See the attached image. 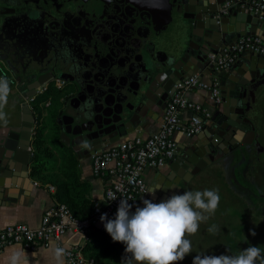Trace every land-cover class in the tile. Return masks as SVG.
<instances>
[{"label":"water","instance_id":"water-1","mask_svg":"<svg viewBox=\"0 0 264 264\" xmlns=\"http://www.w3.org/2000/svg\"><path fill=\"white\" fill-rule=\"evenodd\" d=\"M164 1L169 6L177 8L178 28L182 35L188 36L190 40L193 37L198 38L197 48L188 45L187 49H183L182 44L179 45L171 54L172 56L164 54V58L168 59L169 63H166L165 60L159 61L153 56L149 62L144 63V71L141 73L140 78L135 81L136 87L130 89L134 91L131 92L132 94H127V96L121 98L117 97L113 100L108 97L103 99L89 98L85 103V107L77 114L75 119L72 122L70 120L71 123L68 125L64 124L67 127L63 128L61 139L72 151L76 152V147L81 146L82 149L89 150L92 155L103 147L122 139V137L124 138L127 134L135 133L137 136L143 137L144 128L153 122L150 111L155 107H160L163 101L161 94L170 91L174 84L196 74L214 76L219 79L218 83H220V79H226L229 84L222 85L220 89L221 96L224 101L227 98L233 99L232 114L235 117L227 115V120L223 125L218 128L213 125V132H219L218 134L225 140L226 147L229 148L223 150L219 147L221 141L217 137L218 135H214V133H210L207 142H203L200 146L197 145V142H194L193 145L189 146L190 149H194V157H191V155L184 159L181 158L179 161L177 158L180 157L177 156L174 159V163L185 170L184 174L191 178L219 158H222L230 149L236 148L240 144H250L257 138L254 126L247 118V114L255 101V89L249 85L252 81H233L229 76V70L232 68L215 71L209 63V58L218 53L220 48H224L227 42H235L239 37L245 36V34H239L237 30H229L227 25L247 22L260 28L261 23H264V21H260L247 10L235 8L226 10L225 3L230 0ZM10 5L11 0H0V60L8 62L11 71L18 76L20 85L32 83L34 85L31 88L35 90L42 85L41 77L37 76L42 74L43 70H39L38 67L40 66L34 64L33 55L31 54L32 47L25 39L24 34L27 27L30 30L35 29L36 19L33 13L27 14L19 11L20 5H15V9H11ZM14 22L17 23L16 28L11 26ZM195 29H202V33H195ZM183 43L185 44V42ZM179 50L180 52L177 54L176 51ZM23 60L27 61L26 65L22 64ZM252 61L263 63L262 69L264 70V58L255 55ZM48 83L51 85L53 81ZM26 89L29 90L30 87L28 86ZM34 95L35 93L31 94L29 98L23 99L29 100ZM150 95L154 96L153 100H151ZM149 101H152L151 104ZM22 112L28 117L22 119L19 127L11 129L14 134L12 138L17 142V145L11 157L0 161L1 177L7 175V172L10 171L26 172L28 165L34 160L32 143L37 136L33 125L35 119L31 117L32 111L28 105H24ZM65 118L63 116L62 120ZM246 126L249 127L248 141L242 139L241 143H235L233 135L230 139L228 138L231 129L245 134L247 132ZM218 129H221V131H216ZM256 147L257 153H260L262 148L259 143L256 144ZM217 151L221 152L217 153ZM178 170V168H173L177 178L175 181L172 180L171 183L175 186L179 185L184 176ZM166 185L168 186L167 183ZM170 187L172 186L170 185ZM166 193L167 190L164 189L162 194ZM177 264L180 263L177 262Z\"/></svg>","mask_w":264,"mask_h":264},{"label":"flooded vegetation","instance_id":"flooded-vegetation-1","mask_svg":"<svg viewBox=\"0 0 264 264\" xmlns=\"http://www.w3.org/2000/svg\"><path fill=\"white\" fill-rule=\"evenodd\" d=\"M15 5L21 6L19 11L22 13H33L36 19L35 29L27 27L29 31L26 29L24 36L32 47L34 64L43 70L37 77H41L42 84L53 81L51 85L48 83V87L60 93L56 106L50 102L44 106L46 110L54 108L55 117L47 120L48 115L40 119L37 114H31L35 119L34 128L38 133L46 122L54 123L64 145L61 139L62 130L67 127L64 124L68 125L75 119L89 98L108 97L113 100L132 94L134 91L130 89L136 87L135 81L144 71V63L153 56L169 63L164 58L162 44L165 34L178 27L179 23L177 8L169 6L164 0H11L9 7L15 9ZM11 26L16 28L17 23ZM184 42L183 49H187L191 40L187 37ZM176 52L178 54L180 50ZM0 62L6 74L15 75L8 62ZM26 62L23 60L22 64L26 65ZM15 77V86L21 92L19 99L29 97L26 93L33 91L31 87L34 84H26L30 87L27 90L28 86L20 85L18 76ZM57 81H61L59 87H55ZM249 81H252L249 85L256 94L264 87V73L254 74ZM172 89L161 94L163 101L159 108L150 111L151 118L152 112L155 114L165 110ZM150 98L153 100L154 96L150 95ZM63 116L66 118L62 120ZM25 117L28 116L23 114L21 123ZM246 127L244 140L248 141L249 127ZM255 135L257 138L248 145L257 153L256 132ZM240 147L230 149L219 162L225 159L227 163L231 162L234 152ZM216 163L218 161L205 169ZM203 171L190 178L182 170L184 176L179 185L168 188L167 193L161 194L156 201L159 203L172 195L182 194Z\"/></svg>","mask_w":264,"mask_h":264},{"label":"built area","instance_id":"built-area-1","mask_svg":"<svg viewBox=\"0 0 264 264\" xmlns=\"http://www.w3.org/2000/svg\"><path fill=\"white\" fill-rule=\"evenodd\" d=\"M225 8L247 10L264 21L263 0H230L225 3ZM244 53L264 58V36L239 37L231 48L212 55L209 63L215 71L227 70ZM0 76L8 78L1 63ZM60 84L61 81H57L55 87ZM190 91L204 92L206 104L189 100L186 94ZM33 100L31 98L29 102ZM221 103L219 85L215 81H206L196 74L174 84L156 133L146 138L127 137L91 155L92 173L104 185L102 201H94L91 217L78 219L65 205H53L43 212L38 228L21 223L2 227L0 253L11 246L34 252L55 242L67 249L66 264H99L84 256L79 241L65 242V236H78L84 244L89 241L91 231L106 232L100 218L106 214L108 219H114L123 198L128 199L131 209L139 207L149 190L145 172L160 170L171 162L176 156L178 136L189 138L203 132L212 119V106ZM113 195L117 197L115 200H112Z\"/></svg>","mask_w":264,"mask_h":264},{"label":"crops","instance_id":"crops-1","mask_svg":"<svg viewBox=\"0 0 264 264\" xmlns=\"http://www.w3.org/2000/svg\"><path fill=\"white\" fill-rule=\"evenodd\" d=\"M227 28L231 31H239V34H245V35H260L264 36V23H261L260 28L257 26H253L251 24H248L247 22H237L235 24L227 25ZM180 34L181 31L177 29ZM195 33H202V29H195ZM188 36H181L182 41L184 42L187 40ZM234 39V38H233ZM198 42L197 37H193L191 42L189 43L192 48H197L196 43ZM234 41L227 42V44L224 46V48H220L218 53H222L224 50H228L234 45ZM183 44V43H182ZM183 48V45L181 46ZM217 54V53H216ZM171 55V54H170ZM253 54L250 53H244L237 58L236 62L234 63L232 69L229 70L230 72V79L233 81H246L249 80L254 74L258 73H264V70L262 69L263 63L261 62H253L254 60ZM1 63V62H0ZM1 65H3L1 63ZM191 73V72H189ZM8 81H13V83H9L11 92L8 96V102L4 108V111L7 113V125H4L3 122H0V161L7 160V158L11 157V155L14 154V149L17 145V142L12 138L14 135L11 132V129L17 128L21 124V118L23 117L22 107L24 105H29V107L32 110V113H35V110L33 109V104L29 102L31 98L39 97L45 94V92L51 87H48L49 85L47 83H43L40 87L36 88L32 92H27L26 95L30 96L31 94L35 93L33 97H31L29 100L25 99H19V93L20 88H18L16 85V77L12 73H7ZM199 77L203 78L206 81H215L218 83V78L211 77V76H202L197 74ZM194 76V75H193ZM0 78H2L0 76ZM226 83L229 84V81L226 79H220L219 89H221L222 85L226 86ZM231 83V82H230ZM221 93V91H220ZM25 95V96H26ZM222 95V94H221ZM187 98L193 102L206 104L207 100L205 97L204 92L199 91H190L186 94ZM222 97V96H221ZM29 98V97H27ZM233 99L227 98L225 101L222 99V103L217 106H212V119L210 123L207 124L206 128L203 132L199 133L198 135L194 137H184L182 135L178 136L177 142V152L176 156H179L180 158H177V160L180 161V159H184L187 157H194V149H190L189 146L193 145L194 142H197V145L203 144V142H207L208 137H210V133H214V135H218L217 137L220 139L221 142H219V147H221L223 150L228 149L229 147H226L225 140L222 138L221 135H219L216 132H213L214 128L213 125L216 126V128L220 127L225 123L227 120V115L231 117H235V115L232 114L233 111V105H232ZM46 106V105H45ZM41 108H44V106H41ZM43 109V110H44ZM46 109L43 113V117L46 116L45 114ZM164 112V111H163ZM163 112L153 113V122L148 124L144 128V134L143 137H149L150 135L156 133L159 130L161 118ZM34 115V114H33ZM211 130V131H210ZM216 131H221V129H218ZM246 133V132H245ZM231 135H233V139L235 140V143H241L242 139L245 137L246 134L232 130L230 131V134H228V138L230 139ZM137 136L135 133L127 134L122 137V139L112 143L115 144L127 137ZM109 144V145H112ZM109 145L103 147L102 149L108 147ZM242 144H240L241 146ZM77 151L73 153L76 155L78 162H79V169H80V177L82 180L88 182L91 186V197L94 201H102L103 192H104V185L103 181L101 179L96 178L91 169V152L87 149H82L81 146H77ZM101 149V150H102ZM32 151L34 152V148L32 145ZM99 151V150H98ZM221 151H217V153H220ZM174 158V159H175ZM172 160L171 162L167 163V165L160 169V170H148L145 172L144 177L148 184V188H158V190L155 192V194H147V196L143 199L152 200L154 203H158V200L160 195L162 194L163 190H168L169 186L172 187L174 184L171 183L172 180H176V176L174 174L173 168H178V171H182V169L174 163L175 160ZM222 158H219L217 161H221ZM223 162V161H222ZM13 165V163H12ZM31 169H32V163H30L27 167L26 172H17V171H10L7 172V175L0 176V229L8 224H14V223H21V224H27L32 228H38L41 221V216L43 212L53 206L56 205V201L53 197V194L55 193V187L51 182L44 181V176L50 177L53 181L58 180L60 177L56 172L52 173H45V175L41 176H32L31 175ZM47 180V179H46ZM173 181V182H174ZM168 184V186L166 185ZM48 187H53V190H49ZM164 196V195H163ZM139 207H143V203L141 201ZM131 212H135V209H131ZM107 233V232H104ZM65 242L68 241H79L83 249L86 248V245L88 242L84 243L82 242L81 238L78 236H71L67 235L63 239ZM123 249L124 257L126 258L125 253V245L122 243H119ZM15 247L19 246H11L6 248L3 252L0 253V264H8V258L11 256V250ZM29 257V264H50V252L49 247L38 249L37 251L31 252L24 250ZM84 254V253H83ZM85 256V255H84ZM87 258L94 259L99 264H113L111 261L99 254L97 251H93L90 253L89 257ZM64 264H66L65 258H64Z\"/></svg>","mask_w":264,"mask_h":264},{"label":"clouds","instance_id":"clouds-1","mask_svg":"<svg viewBox=\"0 0 264 264\" xmlns=\"http://www.w3.org/2000/svg\"><path fill=\"white\" fill-rule=\"evenodd\" d=\"M11 92L9 81L0 78V122L7 125V113L4 108ZM158 188L147 193L155 194ZM117 197L113 195L112 200ZM143 207L132 205L128 199L119 203L114 219L101 216V223L115 243L125 245L126 258L122 264H177L193 252L189 236L195 235L201 223H206L215 214L220 203L218 189L185 191L172 195L166 200L154 203L142 201ZM207 231L216 235L220 230L211 225ZM254 236L255 233L253 232ZM50 264H64L67 249L55 242L49 245ZM8 264H29L28 254L21 247L11 250ZM192 264H264V249L249 246L235 254L205 255L197 254Z\"/></svg>","mask_w":264,"mask_h":264},{"label":"rangeland","instance_id":"rangeland-1","mask_svg":"<svg viewBox=\"0 0 264 264\" xmlns=\"http://www.w3.org/2000/svg\"><path fill=\"white\" fill-rule=\"evenodd\" d=\"M177 29L173 27L165 34L162 45L167 55L183 43ZM254 98L249 119L262 151L256 153L244 143L234 152L231 162L227 163L225 159L205 169L186 190L218 189L220 203L215 214L206 223H201L195 235L188 237L193 252L179 261L180 264H192L193 258L201 253L235 254L252 245L264 249V87ZM213 224L220 230L216 235L207 231Z\"/></svg>","mask_w":264,"mask_h":264},{"label":"trees","instance_id":"trees-1","mask_svg":"<svg viewBox=\"0 0 264 264\" xmlns=\"http://www.w3.org/2000/svg\"><path fill=\"white\" fill-rule=\"evenodd\" d=\"M59 97V91L53 88L47 90L42 96L35 97L32 104L38 118H43L45 111L41 106H45L47 102L56 106ZM46 115H48L47 120L55 117V109L46 110ZM32 145L34 160L31 175L41 176L47 172H56L60 177L58 180L53 181L50 177L44 176V181L51 182L55 187L53 197L56 203L65 205L75 218L91 217L94 205L91 186L81 179L78 159L73 151L61 142L55 124L46 122L39 129ZM83 251L88 257L91 252L97 251L113 264H122L125 258L121 245L113 242L107 233L98 230L89 233V241Z\"/></svg>","mask_w":264,"mask_h":264}]
</instances>
